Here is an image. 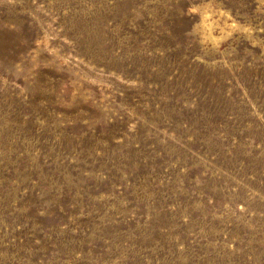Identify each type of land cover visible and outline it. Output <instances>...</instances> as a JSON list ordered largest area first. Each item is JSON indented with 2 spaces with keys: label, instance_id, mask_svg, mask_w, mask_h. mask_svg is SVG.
Here are the masks:
<instances>
[{
  "label": "rangeland",
  "instance_id": "rangeland-1",
  "mask_svg": "<svg viewBox=\"0 0 264 264\" xmlns=\"http://www.w3.org/2000/svg\"><path fill=\"white\" fill-rule=\"evenodd\" d=\"M0 264H264V0H0Z\"/></svg>",
  "mask_w": 264,
  "mask_h": 264
}]
</instances>
